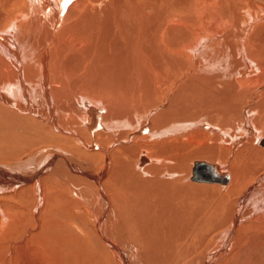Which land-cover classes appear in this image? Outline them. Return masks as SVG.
<instances>
[{"label": "bare ground", "instance_id": "1", "mask_svg": "<svg viewBox=\"0 0 264 264\" xmlns=\"http://www.w3.org/2000/svg\"><path fill=\"white\" fill-rule=\"evenodd\" d=\"M0 150L43 264H264V0H0Z\"/></svg>", "mask_w": 264, "mask_h": 264}, {"label": "rangeland", "instance_id": "2", "mask_svg": "<svg viewBox=\"0 0 264 264\" xmlns=\"http://www.w3.org/2000/svg\"><path fill=\"white\" fill-rule=\"evenodd\" d=\"M3 153H2V152ZM7 150H0V164L2 165H9L11 164V162H15L16 160H11V152H9L8 150V153H6ZM6 154V155H5ZM4 158H3V157ZM7 157H10V158H7ZM7 159V160H6ZM11 160V161H10ZM210 161H215V160H210ZM9 162V163H8ZM17 162V161H16ZM190 161L188 160V163ZM188 166V165H187ZM28 170H31V169H28ZM84 181H78L76 182L78 185H80V187H83V189L81 188V190H83V192L85 191L86 194H90V197H91V201L90 203L86 200H81L82 198H78V197H75L76 199H78V203L80 205V207L82 206L84 208V210H80L79 213H83V215H81L83 218L86 219V221H90L89 220V210H90V204H94L96 205L97 202L94 201L96 200V196L95 198L93 197L92 195V186L90 185V183L86 182L85 184L83 183ZM2 183V181L0 182ZM82 183V184H81ZM87 185V186H86ZM77 187V186H76ZM89 187V188H88ZM122 187L124 189L127 190L128 192V189L126 187L127 184H123V185H120L119 188L122 189ZM89 191H87L88 189ZM78 189V188H77ZM3 191V190H2ZM2 193V192H1ZM129 193V192H128ZM0 197H1V194H0ZM94 198V199H93ZM32 200V201H31ZM44 200V201H43ZM46 201V203H45ZM34 202V203H33ZM41 202V203H40ZM34 201L33 199H29L27 202L25 201L24 202V208H26L24 211V215H25V222H24V226H19V229L18 231H15L14 230V233L12 234V236H8V240L6 238H0V247H3L6 245V247H8V249H10L11 251V248L9 247L10 244H14V245H19L20 243L22 245V248L21 250L19 251H16L15 250V253H10L9 252V256L8 258L4 259V260H0V264H43L42 261H41V257H44V247L41 248L40 244H39V239H42L43 242L41 243L43 246H44V219H47L49 218L50 216L55 218V214H61V212L63 211V209L59 210L61 208V205H62V202L58 199H54L53 198H42L41 201ZM43 202V203H42ZM1 203L3 204V202L1 201ZM29 203V205H28ZM40 203V204H39ZM35 204V205H33ZM42 204V205H41ZM51 204V205H50ZM55 206H53V205ZM32 205V206H31ZM40 205V206H38ZM48 205V206H47ZM51 207H50V206ZM89 205V206H88ZM38 206V207H36ZM43 206V208H42ZM60 206V207H58ZM98 205H96V208L93 207V215H95L98 211L96 210H99L100 208L97 207ZM32 207V208H31ZM46 207L48 209H46ZM50 207V208H49ZM1 209V208H0ZM41 209V210H40ZM50 209V210H49ZM72 210H75L76 212H78V206H75L73 208H71ZM82 209V208H81ZM35 210V211H34ZM88 210V211H87ZM95 210V211H94ZM1 211H3V208L1 209ZM82 211V212H81ZM87 211V212H86ZM54 212V213H53ZM56 212V213H55ZM64 212V211H63ZM92 212V211H90ZM157 212V211H156ZM53 213V214H52ZM88 213V214H87ZM32 214V215H31ZM80 215V214H79ZM88 216V217H87ZM157 216V215H156ZM45 217V218H44ZM88 219H87V218ZM92 217V216H91ZM80 219L82 220L81 222L79 221V219H77V221L79 222V225H84L82 223H84V219ZM87 222V223H88ZM89 224V223H88ZM25 227V228H24ZM37 231H40V232H37ZM37 233L34 234V233ZM12 237V238H11ZM36 238V239H35ZM11 239V240H10ZM28 241V242H25V241ZM26 243V244H25ZM43 249V250H42ZM88 250V249H87ZM11 259V261H9ZM39 259V260H38ZM89 258H87L88 260ZM39 261V262H37Z\"/></svg>", "mask_w": 264, "mask_h": 264}]
</instances>
